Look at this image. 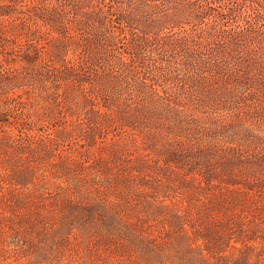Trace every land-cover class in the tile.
<instances>
[{"label":"trees","instance_id":"16d2710c","mask_svg":"<svg viewBox=\"0 0 264 264\" xmlns=\"http://www.w3.org/2000/svg\"><path fill=\"white\" fill-rule=\"evenodd\" d=\"M0 264H264V0H0Z\"/></svg>","mask_w":264,"mask_h":264}]
</instances>
